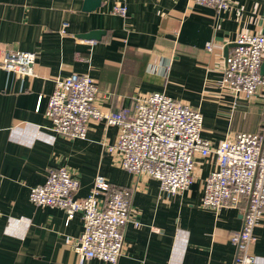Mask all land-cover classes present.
Masks as SVG:
<instances>
[{"label": "crops", "instance_id": "crops-1", "mask_svg": "<svg viewBox=\"0 0 264 264\" xmlns=\"http://www.w3.org/2000/svg\"><path fill=\"white\" fill-rule=\"evenodd\" d=\"M85 3L0 0V62L7 51L35 54L34 76L0 66V264H79L72 243L82 230L81 213L29 199L30 188L59 167L78 179V198L96 175L131 191L137 225L126 223L122 255L115 263L84 264H234L230 236L241 228L245 204L202 205L212 160L197 158L190 187L166 196L156 179L129 172L104 150L115 142L117 126L90 121L85 138H69L52 130L45 110L54 79L76 72L95 80L103 111L131 114L135 97L161 92L197 108L201 135L214 144L231 130L261 132L264 92L234 97L221 80L238 34H264V0H231L226 10L193 0H99L90 10ZM118 5L125 14L114 12ZM93 31L96 37L85 36ZM261 67L264 72V56ZM250 253L263 264L264 218Z\"/></svg>", "mask_w": 264, "mask_h": 264}, {"label": "built area", "instance_id": "built-area-1", "mask_svg": "<svg viewBox=\"0 0 264 264\" xmlns=\"http://www.w3.org/2000/svg\"><path fill=\"white\" fill-rule=\"evenodd\" d=\"M226 10L231 0H193ZM115 13L125 14L123 6ZM212 45H208L210 49ZM264 34L240 32L224 58L221 86L234 97L248 99L264 92ZM34 52L7 51L0 66L16 74L34 76ZM166 72L168 67L165 68ZM97 85L87 74L72 72L54 79L45 113L52 130L69 138H85L90 121L117 126L113 144L104 150L117 155V164L134 174L154 178L159 189L171 196L187 190L195 180L197 158L212 160L202 183V205L212 209L245 204L241 228L230 236L236 247L234 264H260L250 253L254 229L264 218V127L261 132L228 131L214 144L202 137V113L161 92L135 97L131 114L103 111L97 104ZM79 181L64 168L48 170L45 181L32 186L29 199L37 207H58L67 214L81 213L82 230L72 243L78 263L96 258L115 263L125 247L123 229L137 225L130 209V189L111 186L96 175L84 197H76ZM264 264V262H263Z\"/></svg>", "mask_w": 264, "mask_h": 264}, {"label": "water", "instance_id": "water-1", "mask_svg": "<svg viewBox=\"0 0 264 264\" xmlns=\"http://www.w3.org/2000/svg\"><path fill=\"white\" fill-rule=\"evenodd\" d=\"M99 0H86L85 6H84V10H90L93 9L95 7L98 6ZM98 35V32L93 31L90 32L88 34H86L85 36L87 37H96ZM227 55V52L225 53V56ZM261 73H263V68L261 67Z\"/></svg>", "mask_w": 264, "mask_h": 264}]
</instances>
